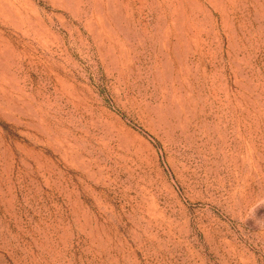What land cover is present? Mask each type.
<instances>
[{
	"label": "rangeland",
	"instance_id": "1",
	"mask_svg": "<svg viewBox=\"0 0 264 264\" xmlns=\"http://www.w3.org/2000/svg\"><path fill=\"white\" fill-rule=\"evenodd\" d=\"M0 264H264V0H0Z\"/></svg>",
	"mask_w": 264,
	"mask_h": 264
}]
</instances>
